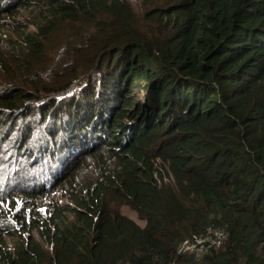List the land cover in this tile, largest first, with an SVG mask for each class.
I'll return each mask as SVG.
<instances>
[{
  "label": "trees",
  "instance_id": "1",
  "mask_svg": "<svg viewBox=\"0 0 264 264\" xmlns=\"http://www.w3.org/2000/svg\"><path fill=\"white\" fill-rule=\"evenodd\" d=\"M5 27L0 148L73 154L38 188L0 169L25 200L0 198V264H264V0H0Z\"/></svg>",
  "mask_w": 264,
  "mask_h": 264
},
{
  "label": "rangeland",
  "instance_id": "2",
  "mask_svg": "<svg viewBox=\"0 0 264 264\" xmlns=\"http://www.w3.org/2000/svg\"><path fill=\"white\" fill-rule=\"evenodd\" d=\"M135 2V0H133ZM21 24L25 25L26 22L20 20ZM3 24L4 23H8V22H2ZM9 28L5 27L4 29H0V36H7L9 35ZM64 32V31H63ZM60 36V34L58 35ZM10 72L12 74H14L16 71L14 69H12V67L9 69ZM144 95V94H143ZM143 95H141L140 99L143 98ZM34 121V120H33ZM33 121H31L30 123H32ZM25 124H23L24 126ZM59 127L61 128L62 132L63 133H66V128H63V125H62V122L61 120L59 121ZM34 134V133H32ZM0 136H1V133H0ZM42 139L38 137H36L33 141V145L31 144L30 146H37L38 143L41 141ZM14 142H16V135H14L10 141L6 142L3 144V146L0 148L1 152H0V169L2 167H9L10 168V175H11V181H10V184H15L13 179L15 178L16 180L20 181L22 180L23 182L25 181L24 178H29L30 176H32V174L38 172V170L40 169V167L42 166L40 163L38 164H35L34 166H31L30 165V162L32 160L31 157H28V155H24L22 158H20L21 161H18V159L16 157H13L11 162L13 163L12 165H10V162L8 161L9 159V153H8V150L11 149L12 151H15L14 150ZM31 147V148H32ZM30 153V152H29ZM23 154V153H22ZM65 159V153L62 155V157H60L58 159V161L56 163H60V162H63ZM65 167V166H64ZM63 167V168H64ZM68 168V167H67ZM59 172L56 173V175H54L53 177H56L57 174H59ZM51 176V175H50ZM168 179V178H166ZM165 179V180H166ZM167 181V180H166ZM50 188V185L46 186L45 189H49ZM56 194H54L55 196ZM59 196L56 195V198H58ZM0 198H3L1 199V206L9 211L5 212L4 214H6V217H10L14 214H17L16 211H13V210H10L9 206L16 202V206L19 207V211H21L23 208H24V203H25V200L23 199H18L17 197L15 198V200H13L12 198L10 197H0ZM31 206V205H30ZM35 212H40V214L42 215L44 212H45V209H40V208H36L35 209ZM17 215H20V214H17ZM37 236V235H36ZM8 243L10 245L11 244V240H8ZM50 249V248H49Z\"/></svg>",
  "mask_w": 264,
  "mask_h": 264
},
{
  "label": "clouds",
  "instance_id": "3",
  "mask_svg": "<svg viewBox=\"0 0 264 264\" xmlns=\"http://www.w3.org/2000/svg\"><path fill=\"white\" fill-rule=\"evenodd\" d=\"M136 98L138 99L137 101L141 102L142 104L145 103V100H146V95H147V91L146 90H141V88H137L134 92ZM144 94V95H143ZM141 95H143V98L140 99ZM68 131V129H66ZM70 130V129H69ZM66 131V132H67ZM66 133H63L61 132V135H65ZM71 139L74 140V138L76 137V132L75 131H72L71 135H70ZM8 153H9V159L8 161L10 162V165H12L13 163L11 162L12 160V154H13V151L11 149L8 150ZM73 154V152H71L70 154L69 153H65V159L63 162H60V163H56L52 160V157L51 155L48 157V158H44L43 156H39L37 157L36 159L33 158L30 162V165L31 166H34L35 164H38L40 163L42 166L41 167H44L45 168V172L44 173H41V174H37V173H34L32 174V176H30L29 178H32L34 180V183L36 185V187L38 188L40 185H42L43 183H45L49 177H53L54 175H56L57 172L61 171L63 169V167L66 165V161L70 159L71 155ZM21 161V160H20ZM51 175V176H50ZM63 176V175H62ZM28 178H24V180H27ZM55 179V177H54ZM14 183H18V182H21L23 183L22 180L18 181L16 180L15 178L13 179ZM54 194L58 195L59 197L56 198V195L54 196ZM49 198L52 199L53 201L57 200L58 203L62 206H65V207H69V208H72V209H75L77 208L70 199L68 198H64L61 196L60 192H53L49 195ZM41 209V208H40ZM79 211H81V209L77 208ZM40 214V212H38ZM45 213V212H44ZM44 213L42 215H44ZM41 215V214H40ZM41 215V216H42ZM209 229H216V228H209ZM208 229V230H209ZM207 230V232H208ZM217 230H221V229H217ZM223 231V230H221ZM207 232L203 235L205 236L207 234ZM224 232V231H223ZM23 236H25V234H23ZM197 237H202V236H197ZM188 239H194L193 238H188ZM186 239V240H188ZM185 241V240H184ZM183 241V242H184ZM182 242V243H183ZM181 243V244H182ZM225 244V243H224ZM224 246V245H223ZM222 246V247H223ZM180 247V246H179ZM220 247V248H222ZM220 248H217V249H220ZM179 249V248H178ZM217 249H213V250H217ZM212 251V250H210ZM209 251V252H210ZM207 252V253H209ZM177 253H178V250H177ZM205 253V254H207ZM203 254V255H205ZM181 255V254H180ZM184 255H188V254H184ZM203 255H201L200 257H197L195 255H190V256H193L195 258H201Z\"/></svg>",
  "mask_w": 264,
  "mask_h": 264
},
{
  "label": "built area",
  "instance_id": "4",
  "mask_svg": "<svg viewBox=\"0 0 264 264\" xmlns=\"http://www.w3.org/2000/svg\"><path fill=\"white\" fill-rule=\"evenodd\" d=\"M227 240V234L221 230L209 229L207 234L202 237L185 240L178 249V254L201 255L210 250L220 248Z\"/></svg>",
  "mask_w": 264,
  "mask_h": 264
}]
</instances>
